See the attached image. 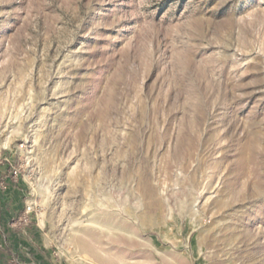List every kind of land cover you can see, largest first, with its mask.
Segmentation results:
<instances>
[{"label": "rangeland", "instance_id": "rangeland-1", "mask_svg": "<svg viewBox=\"0 0 264 264\" xmlns=\"http://www.w3.org/2000/svg\"><path fill=\"white\" fill-rule=\"evenodd\" d=\"M1 212L0 264H264V0H0Z\"/></svg>", "mask_w": 264, "mask_h": 264}, {"label": "crops", "instance_id": "crops-1", "mask_svg": "<svg viewBox=\"0 0 264 264\" xmlns=\"http://www.w3.org/2000/svg\"><path fill=\"white\" fill-rule=\"evenodd\" d=\"M15 200L16 199H13V201L12 202H15ZM8 201H10L9 199H8ZM8 216V218H10V217H12V213L11 212H7L6 213ZM3 217V214H2V212H1V215H0V218H2ZM34 227V226H33ZM35 228V227H34ZM31 229L30 231H29V233L26 235V236H24L23 238L22 237H20V238H17V239H14V243H16L17 242V246L19 247L18 249H20V247H26V246H29V249H30V252L33 254V256L35 257V258H37L38 257V254H36V252L33 250L35 247H33L31 244H30V242H33V243H38V241H42V235H41V231H40V227H37V229ZM24 243H27L26 245H24ZM24 246H23V245ZM36 249V248H35Z\"/></svg>", "mask_w": 264, "mask_h": 264}]
</instances>
